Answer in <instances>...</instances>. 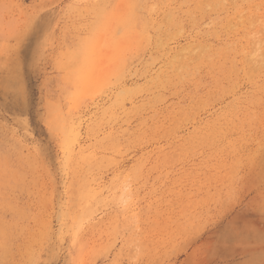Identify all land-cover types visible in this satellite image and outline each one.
<instances>
[{"label": "rangeland", "instance_id": "rangeland-1", "mask_svg": "<svg viewBox=\"0 0 264 264\" xmlns=\"http://www.w3.org/2000/svg\"><path fill=\"white\" fill-rule=\"evenodd\" d=\"M263 27L264 0H0V264H264Z\"/></svg>", "mask_w": 264, "mask_h": 264}, {"label": "bare ground", "instance_id": "bare-ground-1", "mask_svg": "<svg viewBox=\"0 0 264 264\" xmlns=\"http://www.w3.org/2000/svg\"><path fill=\"white\" fill-rule=\"evenodd\" d=\"M256 23L258 24H261V20L260 19H257L256 20ZM262 25V24H261ZM263 31H264V27H263ZM261 32H256V30L252 29V31L250 32V36H251V39H252V42L251 44L253 45V47L255 46V48L253 49V52L251 53V58L249 56V60L253 59L254 62L253 63H258L259 60L262 61V58H263V54H261V49H262V43H264V39L262 38V36H260ZM263 35V33H262ZM250 60V61H251ZM252 60V61H253ZM260 61V62H261Z\"/></svg>", "mask_w": 264, "mask_h": 264}]
</instances>
